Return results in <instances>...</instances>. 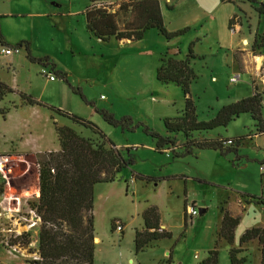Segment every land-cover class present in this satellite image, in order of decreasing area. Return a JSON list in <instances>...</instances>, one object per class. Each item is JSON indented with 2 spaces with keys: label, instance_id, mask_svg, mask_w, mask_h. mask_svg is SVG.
<instances>
[{
  "label": "rangeland",
  "instance_id": "1",
  "mask_svg": "<svg viewBox=\"0 0 264 264\" xmlns=\"http://www.w3.org/2000/svg\"><path fill=\"white\" fill-rule=\"evenodd\" d=\"M45 1V4L37 1L39 4L34 5V13L41 8L55 12L61 10L64 14L57 20L56 26L52 27L51 23L36 14L19 18L18 21L22 27L33 25L46 35L50 32L57 34L62 46L66 47V50H60L55 44H49L46 49L85 98L69 89L60 107L96 123L124 156L130 154L134 159V164L121 172V180L97 185L94 228L100 241L95 240V264H199L212 247L210 245L213 244L224 202L228 200L233 203L241 195H249L255 201L259 197L264 198L260 168L264 160V137L242 140L238 154L232 151L223 155V159L219 158L220 161L202 155L195 164H189L191 156L172 160L166 153H158L154 150V138L145 129L148 127L163 132L166 118L182 116L179 109L185 104V95L176 83L160 81L157 69L163 56L183 60L187 57L189 46H192L195 57H190L189 61L196 78L190 85V91L196 101L198 120L208 121L211 119V107L221 108L235 102L237 92L241 97L250 95L251 76L259 90L264 91V64H259L258 60L261 59L255 58L258 50L264 53V45L261 48L254 46L264 36V17L257 16L254 7L246 0L225 1L216 7L218 0H204V4L199 0H160L167 29L176 31L188 27L186 33L170 40L148 35L143 41L124 43L114 38L102 41L79 27L81 33H74L76 43L69 48L71 20L77 28V18L83 19L87 0ZM121 1L112 0V3ZM201 5L209 7L203 6L204 9ZM19 8L22 9L21 6ZM233 14H237V17L231 24L230 15ZM26 33L29 35L30 31ZM244 39L246 44L243 43ZM256 60L257 64L254 62ZM51 68L52 65L48 63L46 70L52 73L57 67ZM237 72L241 73L240 80L231 82L230 76ZM56 76L60 78V75ZM71 108L75 111H71ZM103 109L113 113L117 119L131 117L135 130L110 124L100 112ZM57 118L61 125L82 132L84 136L91 135L89 129L71 119ZM254 132L257 131L250 115L242 114L226 128L212 131L211 135L231 138L253 135ZM176 136L181 142L182 136ZM207 152L212 154V151H205L204 154ZM11 162L12 185L0 179V186L6 194L18 193L11 186L17 187L21 195L26 188L31 189V193L36 191L39 185L38 157L29 161L31 167L25 160L12 158ZM181 169H184V173L198 175L211 182L196 181L191 176L187 185L184 179L168 178ZM134 172L157 177L160 182L134 181L131 179ZM125 180L128 181L127 186ZM105 195H108L107 200ZM193 200L196 204L192 203ZM152 204L160 207L171 237L137 252L135 229L145 224L143 209ZM190 205H196L199 213L192 222L187 219L185 224L184 213L188 217ZM254 207L264 214L262 203H256ZM200 208H208V211L201 215ZM2 222L0 219V264H33L39 245L35 239L39 240V236L33 232L28 237L16 238L9 231V226L5 228ZM118 225L122 226V230L117 228ZM16 243L18 249L11 252L10 244ZM223 246L224 253L220 248L218 264H229L226 245ZM247 255L248 260L244 264L260 263V254L255 247L252 246Z\"/></svg>",
  "mask_w": 264,
  "mask_h": 264
},
{
  "label": "trees",
  "instance_id": "2",
  "mask_svg": "<svg viewBox=\"0 0 264 264\" xmlns=\"http://www.w3.org/2000/svg\"><path fill=\"white\" fill-rule=\"evenodd\" d=\"M246 1L250 2L260 15L264 14V0ZM87 2L88 5L84 11L87 30L102 41H109L112 38L119 41H137L142 39L151 28H155L167 40H170L189 30L188 27L176 31L167 29L160 0H122L118 3H112V0H87ZM240 11H242L241 8ZM236 17L237 14L231 18V24ZM261 39V42L258 44L255 42L254 46L261 48L264 45V36ZM25 45L28 58L46 66L50 57L34 56L27 41H22L17 46ZM165 57L161 58L162 63L157 69L158 79L166 83L174 82L180 86L185 95V105L182 116L164 120L163 133L146 127L145 132L155 140V151L161 154L171 153L172 158L185 157L199 149L219 150L222 155L232 151L237 153L241 141L253 136L252 134L226 138L222 135L207 137L202 132L217 127H227L232 120L243 113H250L252 119L255 120L256 133H264V91H260L257 85H253V94L224 105L210 120L199 121L196 101L190 91V85L196 78V73L190 67L189 61L190 57H195L192 46H189L187 57L183 60ZM54 66L55 64H52V68ZM74 90L85 98L78 89L74 88ZM14 91L17 90L0 81V100ZM17 92L26 103L47 107L91 131V135L85 137L74 129L55 122L61 148L38 157L40 196L34 205L41 215L42 223L39 228V258L33 260L32 263L94 264L96 252L95 185L121 180V172L132 166L134 159L130 154L124 156L106 133L91 120L40 100L31 94ZM100 112L110 124L120 125L129 131L135 130L131 117L117 119L108 110L103 109ZM178 134L182 136L181 142L177 139ZM229 139H232L233 143L225 144ZM132 177L147 182L158 181L157 177L136 172L132 174ZM256 200L264 203L262 197ZM222 212L223 219L218 236L233 244L235 228L241 216L232 214L224 207H222ZM143 218L145 227L135 231L137 252L152 247L159 240L171 237V233L160 226V212L157 206H149L144 211ZM256 238L262 245L261 264H264V228L248 229L241 237L240 244L242 246ZM242 251L243 248L240 247L230 248L231 264H244L248 260L247 255L239 256ZM218 261L219 240L209 251L208 257L200 264H217Z\"/></svg>",
  "mask_w": 264,
  "mask_h": 264
},
{
  "label": "crops",
  "instance_id": "3",
  "mask_svg": "<svg viewBox=\"0 0 264 264\" xmlns=\"http://www.w3.org/2000/svg\"><path fill=\"white\" fill-rule=\"evenodd\" d=\"M17 1L20 0H0V81L6 83L7 85L11 86L17 91H22L28 94L33 95L34 97L43 100L45 102H48L50 104H53L55 106L58 105V107L63 106V98L68 95V92L71 89L74 91V86L70 82L69 76L67 72L61 70L58 67V64L55 62L54 58L51 56V53L46 49L47 46L55 44L57 49H64L66 50V47L62 46V43L59 41V37L57 34L53 35L51 32L48 33L47 35L44 34V31L39 28V30H36L34 26H24L22 27L19 24L18 19L22 17H27L29 18L30 15L36 14L37 16L41 17V19L46 20V22L51 23V26L54 27L58 23L57 20L62 16V11L55 12L51 9L45 8L34 13L35 11V4L37 3L38 0H21L20 2L16 3ZM42 4H45V0H41ZM50 1V0H49ZM202 4H204V0H199ZM51 2V1H50ZM224 1L223 0H218L215 4V7L217 5H221ZM242 2V1H241ZM243 3V2H242ZM244 4V3H243ZM22 7L20 9L19 7ZM202 8L205 5H201ZM87 7V6H86ZM209 7V6H205ZM201 8V9H202ZM213 8V7H212ZM86 9V8H85ZM163 9V8H162ZM205 9V8H204ZM85 11V10H84ZM83 11V19L80 20L77 18L78 26L75 28V25L73 23V20H71V29L69 31V44L68 47L70 48L71 46L76 43L75 41V34L81 33L79 32V27L81 30L86 29L87 33L89 35L94 36L92 33H90L87 30L86 27V17ZM257 16L259 17H264V14L260 15L256 10L254 12ZM234 16L230 15L232 18ZM51 19V20H50ZM33 21V20H31ZM30 22V21H29ZM47 26V25H45ZM22 27V28H21ZM44 27V26H43ZM74 27V28H73ZM27 28V29H26ZM29 29V30H28ZM69 29V27H68ZM67 29V31H68ZM24 30V31H23ZM27 31H30L29 35L26 33ZM31 31H33L31 33ZM37 31V32H35ZM36 33V34H34ZM82 35V34H80ZM148 35H152L153 37H163L155 28L149 29L145 36L140 39V40H145ZM95 37V36H94ZM97 38V37H96ZM166 39V38H165ZM255 39V38H254ZM253 39V41H254ZM167 40V39H166ZM22 41H27L29 42V48L34 56L37 57H43V56H49L50 60L47 62L46 66L39 64L38 62H33L28 58L27 55V49L26 45L22 47V49L19 52H13L12 54H2L1 53V48L3 46H8V47H15L17 46L20 42ZM131 40H123L121 42H127ZM139 41V40H137ZM252 41V42H253ZM120 42V41H119ZM67 43V42H66ZM65 46V45H64ZM259 54H256L255 58H260L261 60H256L254 62H257L259 64H264V53L262 51L258 50ZM199 56V55H198ZM48 63L50 65L55 64L57 67L56 70L54 69L53 73L60 75V78L56 76L55 80H50L48 77H46L43 74V69H46L48 66ZM162 61L160 59V65ZM159 68V67H158ZM53 69V68H51ZM58 71H61L62 74ZM52 72V71H50ZM239 73V72H237ZM236 74V73H234ZM232 76V75H231ZM230 76V78H231ZM215 78V77H213ZM250 79V87L251 90H249L250 95L253 94L254 88H253V80ZM17 91L10 92L4 96L2 100H0V154H4L7 156H10L11 158L18 159V160H25L29 163V166L31 167V160H35L37 157L41 156L42 154L50 151H58L61 148L60 141L58 138V134L55 128V122L58 125H61L59 123V120L57 116H62L51 109H48L47 107L40 106V105H30L26 103L24 100H22L21 96ZM75 92V91H74ZM238 96H236L235 101L246 97V96H240L239 93L237 92ZM264 102V100H263ZM185 105V104H184ZM184 105L181 106V109H179L180 112L183 113ZM61 108V107H60ZM63 109V108H62ZM212 113H211V118L215 116L217 111L220 108H215L211 107ZM66 110V109H65ZM71 111H75L74 109H70ZM70 112V111H69ZM243 114H248L250 113H243ZM242 116V115H241ZM240 116V117H241ZM64 117V116H62ZM237 117L236 119L240 118ZM251 117V115H250ZM235 120H232L230 124ZM252 119V117H251ZM252 122L254 123V128H256V122L254 119H252ZM99 124V122L97 121ZM229 124V125H230ZM100 125V124H99ZM228 125V126H229ZM61 126H67V125H61ZM85 128V127H84ZM218 128H226V127H217ZM165 129V128H164ZM163 129V132H164ZM206 131L202 132L205 136L207 137H215L211 135V132L214 131ZM255 130V129H254ZM257 130V129H256ZM162 132V133H163ZM81 135L82 132H80ZM84 136V135H83ZM90 135H86L85 137H89ZM218 136V135H217ZM264 137V133H255L251 138L253 137ZM197 151V150H196ZM204 151V152H202ZM205 151H212L209 154H204ZM218 150L214 149H199L198 152H194L193 154L187 155L191 156L192 160H188L189 164H195L197 159H200L202 155L206 156L209 155L210 157H214L220 161V159H223L222 154H217ZM169 157L170 153H166ZM214 154V155H213ZM238 154V152H237ZM185 157H178V158H172V160H177V159H183ZM220 158V159H219ZM218 161V162H219ZM199 166H197L198 168ZM196 168V169H197ZM181 169L180 172L174 173L173 175H169L168 178L173 180V178H177L179 180H185V182L188 185V182L192 178L194 180H199L201 182H211L209 179H205L204 177H199L189 175V173H184ZM122 177V176H121ZM134 181H137L138 179H134L133 177L131 178ZM119 180L113 181V182H104V183H116ZM160 182V179L158 181H155V183ZM100 184V183H98ZM95 185L94 188V207L97 203L96 199V194L98 192L97 190V185ZM124 184L127 186L128 181L125 180ZM107 196L105 195V200H107ZM249 195H241L239 196L235 202L230 203L228 200L224 202V205L222 207L228 209L232 214L234 215H240L241 219L239 224L235 228V237H234V243L230 244L226 239L224 238H219L218 236V231L221 227L222 219H223V212H222V207H221V216L218 221V224L216 225V230L214 231V240L213 244H211L208 249V253L206 257H203V259L207 258L209 255V251L214 248L216 241L219 240V250L220 248L222 249V252L224 251V244L226 245V249L228 252V257H229V264H231V259H230V248L231 247H236V248H243V251L239 254V256L247 255L248 251L251 249V247H255L259 254H260V263L262 261V245L259 241L258 238L253 239L244 245L241 246L240 244V239L243 236V234L248 230L253 227H260L264 228V214L262 212L257 211V207H254L257 202L255 201V198H249ZM253 197V196H252ZM246 198V199H245ZM253 199V200H251ZM192 203L196 204V201L193 200ZM261 204V203H260ZM158 207L159 212H160V226L162 229L167 230V224L162 218V212L160 210V207L157 204H152ZM188 205V203H187ZM264 206V203H262ZM196 206V205H195ZM149 207V206H148ZM147 206L143 209L144 211L148 208ZM264 208V207H263ZM208 211V208H205V212ZM204 212V213H205ZM203 215V214H202ZM144 219V218H143ZM184 221L186 224V215L184 213ZM140 224V223H139ZM145 227V224L143 226H140L137 229H142ZM136 231V229H135ZM96 235V242L100 241V238L97 237ZM160 241V240H159ZM97 244V243H96ZM225 249V250H226ZM12 252V251H11ZM221 252V254H222ZM224 253V252H223ZM196 256L200 257V254H196ZM220 256L219 255V261H220ZM226 258V257H225ZM248 258V255H247ZM131 259V258H130ZM218 261V262H219ZM201 261H199L200 264ZM132 263V262H131ZM95 264V262H94ZM218 264V263H217Z\"/></svg>",
  "mask_w": 264,
  "mask_h": 264
},
{
  "label": "built area",
  "instance_id": "4",
  "mask_svg": "<svg viewBox=\"0 0 264 264\" xmlns=\"http://www.w3.org/2000/svg\"><path fill=\"white\" fill-rule=\"evenodd\" d=\"M23 46H15V47H8L3 46L1 48V53L8 55L12 54L13 52H19L20 49ZM43 74L48 77L50 80H55L56 76L54 73L43 69ZM241 78V73H236L231 76L230 81L231 82H238ZM233 140L229 139L225 142V144H232ZM11 157L0 154V179L2 181H5L7 185H12L10 182V172H11ZM39 167V165H37ZM262 176L264 180V162L260 165ZM11 189H15L18 193H11L6 194V191L2 189V186H0V219L3 220L5 223L7 221V225L3 223V226H6L5 228L14 234L16 238L29 236L30 233H36V235L39 236V228L42 223V218L40 213L38 212L36 206L34 205V202H36L39 199L40 196V187L38 185L36 191L31 193V189L26 188L23 190L24 194L21 195V192L18 190L17 187L11 186ZM26 191V193H25ZM13 204V206H12ZM189 215L186 219L189 220V222H192L194 216L198 215V209L195 205H190L189 210L187 211ZM118 229L122 230V226L118 225ZM39 242L38 239H35V242ZM11 251L18 249V244H10ZM39 258V255L37 256ZM36 258V259H37Z\"/></svg>",
  "mask_w": 264,
  "mask_h": 264
},
{
  "label": "water",
  "instance_id": "5",
  "mask_svg": "<svg viewBox=\"0 0 264 264\" xmlns=\"http://www.w3.org/2000/svg\"><path fill=\"white\" fill-rule=\"evenodd\" d=\"M205 212V208H200V214L202 215Z\"/></svg>",
  "mask_w": 264,
  "mask_h": 264
},
{
  "label": "bare ground",
  "instance_id": "6",
  "mask_svg": "<svg viewBox=\"0 0 264 264\" xmlns=\"http://www.w3.org/2000/svg\"><path fill=\"white\" fill-rule=\"evenodd\" d=\"M243 43H245V44L247 43L246 39L243 40ZM263 81H264V79H263ZM131 262H132V261H131Z\"/></svg>",
  "mask_w": 264,
  "mask_h": 264
}]
</instances>
